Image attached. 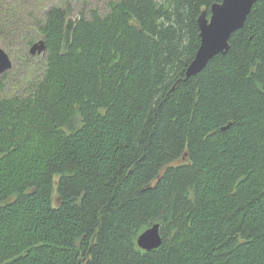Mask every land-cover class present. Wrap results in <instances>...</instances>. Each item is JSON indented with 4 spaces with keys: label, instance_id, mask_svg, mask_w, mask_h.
<instances>
[{
    "label": "trees",
    "instance_id": "1",
    "mask_svg": "<svg viewBox=\"0 0 264 264\" xmlns=\"http://www.w3.org/2000/svg\"><path fill=\"white\" fill-rule=\"evenodd\" d=\"M220 1L108 0L62 52L70 4L0 0V264H264V0L185 77Z\"/></svg>",
    "mask_w": 264,
    "mask_h": 264
},
{
    "label": "water",
    "instance_id": "2",
    "mask_svg": "<svg viewBox=\"0 0 264 264\" xmlns=\"http://www.w3.org/2000/svg\"><path fill=\"white\" fill-rule=\"evenodd\" d=\"M256 0H221L210 6L209 16L203 11L198 17L200 44L194 58L185 70V77L199 73L210 59L217 54H224L229 48L231 34L240 29ZM79 16H69L66 19L62 39V52H66L75 23ZM45 52V41L36 40L29 48L32 56L42 55ZM12 60L8 53L0 46V76L9 71ZM162 240L158 224L143 230L137 237V245L144 250L160 246Z\"/></svg>",
    "mask_w": 264,
    "mask_h": 264
},
{
    "label": "rangeland",
    "instance_id": "3",
    "mask_svg": "<svg viewBox=\"0 0 264 264\" xmlns=\"http://www.w3.org/2000/svg\"><path fill=\"white\" fill-rule=\"evenodd\" d=\"M108 0H4L3 6L8 7L10 10L14 8V3H20L23 7V12H26L28 10L30 11H36V16L40 14V16L43 15L44 12L48 11L51 7L53 6H63L64 8L67 7V3L70 4L71 9L70 12L68 13L70 16L74 17L78 15L82 10L87 11L91 7H97L102 14L105 13L107 10L106 3ZM14 2V3H12ZM22 12V13H23ZM22 17V14L19 13L17 17L12 18V21L14 19H19ZM24 22V21H22ZM16 40V35L14 37H9L8 35H0V46L7 52L9 53L8 55L11 56L12 60V67L10 69L13 70L11 73L9 79H21V63L22 61L20 60V55H17L20 50L17 48L15 45L16 49L14 46H8L7 44L10 42V40ZM41 39V38H39ZM37 39V40H39ZM38 58L34 59V62H38V66H36V69H40V64L43 61V55H38L36 56ZM33 62V60H32ZM14 64V66H13Z\"/></svg>",
    "mask_w": 264,
    "mask_h": 264
},
{
    "label": "bare ground",
    "instance_id": "4",
    "mask_svg": "<svg viewBox=\"0 0 264 264\" xmlns=\"http://www.w3.org/2000/svg\"><path fill=\"white\" fill-rule=\"evenodd\" d=\"M254 4V3H253ZM199 26V25H198ZM42 39V38H41ZM199 47V46H198Z\"/></svg>",
    "mask_w": 264,
    "mask_h": 264
}]
</instances>
